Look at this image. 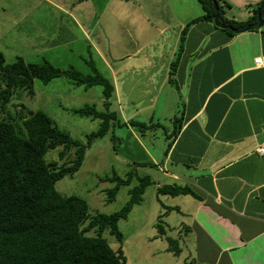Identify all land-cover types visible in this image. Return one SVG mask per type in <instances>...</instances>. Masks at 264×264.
<instances>
[{"label":"crops","instance_id":"0c3cea01","mask_svg":"<svg viewBox=\"0 0 264 264\" xmlns=\"http://www.w3.org/2000/svg\"><path fill=\"white\" fill-rule=\"evenodd\" d=\"M260 1L218 0L220 18L244 28L254 23ZM21 3L24 33L32 44H44L34 53H51L48 60L55 61L62 53L93 51V68L113 85L106 113L116 119L107 135L116 136L118 146L107 148L112 159L105 154V161L121 166L111 167L110 174L125 179L133 168L138 185L139 179L152 182L123 220L128 227L123 238L149 235L140 229L159 220L161 198H175L187 206V223L179 225L185 228L192 264H264V156L256 152L264 143V67L254 64L264 57V23L234 33L204 19L201 0ZM148 84L176 92L178 106L173 99L164 102L175 109L173 115L180 114L172 139L157 135L153 126L141 131L130 124H146L144 101L159 99ZM99 101H106L102 89ZM147 109L151 120L164 115V108ZM120 121L126 124L120 127ZM131 182L123 186V203L130 198ZM167 186L187 187L195 195L161 194ZM151 205L157 211L152 221ZM174 208L179 211L177 203Z\"/></svg>","mask_w":264,"mask_h":264},{"label":"trees","instance_id":"16d2710c","mask_svg":"<svg viewBox=\"0 0 264 264\" xmlns=\"http://www.w3.org/2000/svg\"><path fill=\"white\" fill-rule=\"evenodd\" d=\"M216 2L220 10L218 0ZM263 2L261 0L255 7L250 23L256 21L257 10ZM201 3L204 19L213 21L216 14L213 1L201 0ZM220 21L239 27L223 18ZM0 77L4 83L0 89V264H126L121 249H112L101 233L109 228L121 242L123 234L118 227L119 221L126 219L133 206L142 201L145 188L152 182L139 179V185L130 190L129 200L119 211L92 216L85 200L64 196L55 188L59 179L80 169L86 146L74 141L45 112L21 111L18 115L22 122L20 128L12 122L6 109L17 90H27L33 95L36 79L46 84L55 78L65 77L73 84L85 87L103 86L107 110L113 85L95 68L93 75H85L74 68L59 69L48 61L28 63L21 57L12 64H5L2 53ZM76 112L101 119V126L90 139L107 134L110 121L116 119L115 113H100L94 107L81 108ZM125 124L120 121L117 125ZM130 124L141 131L153 126L133 121ZM112 139L118 141L116 136ZM57 147L63 148L59 154L60 161L47 163L45 155ZM131 176L125 179L112 176L116 185L109 191L110 202L114 201L120 186L130 184ZM159 192L173 196L195 195L187 187L167 186ZM91 230L96 234L89 235Z\"/></svg>","mask_w":264,"mask_h":264},{"label":"rangeland","instance_id":"374dc122","mask_svg":"<svg viewBox=\"0 0 264 264\" xmlns=\"http://www.w3.org/2000/svg\"><path fill=\"white\" fill-rule=\"evenodd\" d=\"M21 1L0 0V53L4 57L5 64H12L19 57L27 62L34 61L36 63H43L44 60H47L53 66L62 70L74 68L82 74L93 75V51L62 53L60 59L55 61L48 60V58H52L50 56L51 53L46 55L34 53L35 50L41 48L44 44H32L26 33H24L25 20L22 19L24 6ZM17 25L21 27L19 30L15 28ZM34 45H37V47H34ZM53 54L58 55L57 52ZM30 56L35 57L32 59L29 58ZM64 79L68 81L65 77H59L53 79L48 85L36 79L34 94H29L27 90H17L6 109L12 122L16 127L20 128H22V122L18 119V115L22 113L21 111L45 112L74 141L85 145V157L80 169L71 176L69 175L59 179L55 184V188L57 192L64 196H77L85 200L88 205L89 214L92 216L112 214L119 211L127 203H123L122 201V195H124L122 191L127 188L123 186L122 188L121 186L118 188L114 197L115 201H109V191L116 185V181L112 180L113 177L110 174V168H118L121 165L119 163L106 164L105 154H108V160L110 161L112 158H110L109 151L114 149V146H118V141L113 140L107 134L90 139L91 134L96 132L101 126V119L76 112V110L81 108L94 107L98 112L105 113L108 110H106V101L105 103L99 101L103 86L94 85L95 88H93V86L85 87L84 85L74 84L72 88ZM3 86L4 83L0 77V89ZM147 87L151 93L158 91L160 95L159 99L154 100L152 97L144 101L147 112L146 116H142L141 118L147 120L146 124L153 125L156 128L157 135L160 137L167 135L172 139L174 137V129L179 127L180 114L179 110H177V113L173 115L175 109H171V104L167 107L164 102L167 99H173L172 102L178 106L179 99L175 94L176 92L174 89H170L169 93L166 87L164 86L162 88L161 85L148 84ZM160 88L162 89L159 90ZM149 105L152 107L155 106L157 111L164 108V115L161 117L155 116L151 120L149 115L150 111L147 109ZM124 108H127L125 103ZM164 116H166L167 120L164 119ZM135 128L137 129V126ZM116 132H121L118 127L116 128ZM148 143L150 141L145 139V144L148 149L152 150V147ZM108 147H111V149L107 150ZM62 149V147H57L56 149L48 151L45 155L46 162H59V154ZM113 153L120 156L116 151H113ZM93 155H96L98 158ZM132 170V177L134 178L131 179L130 190L138 186V181L137 183L135 181L134 169L132 168ZM181 195L178 194L175 197ZM161 199L163 210L161 211L159 220L156 223L149 222L148 227L140 229L149 233L146 237L131 239V236H125L119 242L110 233L109 228H105L102 231L101 236L106 239L112 249H121L126 258V264H192L191 254L189 252L191 250L190 243L185 228L179 225L180 222L187 223V206L182 205L180 199L178 202H176L175 198L166 199L162 197ZM172 200L175 202L172 203ZM176 203L178 204V212L174 210V204ZM155 208V206L151 205V221L152 216L157 212ZM181 209H184V211H181ZM169 214L171 215L168 217ZM134 217H137V215ZM118 227L121 233L127 234V223L123 224V220H120ZM88 234L94 235L96 232L95 230H91Z\"/></svg>","mask_w":264,"mask_h":264},{"label":"water","instance_id":"95a60500","mask_svg":"<svg viewBox=\"0 0 264 264\" xmlns=\"http://www.w3.org/2000/svg\"><path fill=\"white\" fill-rule=\"evenodd\" d=\"M213 1V5H214V8H215V11H216V14H215V17H214V23L216 26L218 27H221V28H224V29H230L232 32L234 33H242V32H246V31H250V30H255V29H259L262 27L263 23H264V20H263V17H262V10L264 9V2L262 3V5L258 8L257 10V19L254 23L244 27V28H241V29H236L230 25H226V24H223L221 23L220 21V11H219V8H218V5H217V2L216 0H212Z\"/></svg>","mask_w":264,"mask_h":264},{"label":"built area","instance_id":"2783aa9c","mask_svg":"<svg viewBox=\"0 0 264 264\" xmlns=\"http://www.w3.org/2000/svg\"><path fill=\"white\" fill-rule=\"evenodd\" d=\"M256 67H264V57H257L254 59ZM259 155L264 156V143L258 147L256 151Z\"/></svg>","mask_w":264,"mask_h":264}]
</instances>
